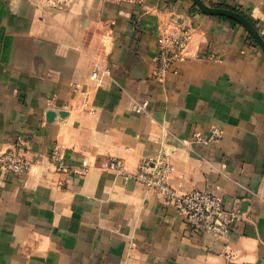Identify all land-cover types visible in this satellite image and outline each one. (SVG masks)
Returning a JSON list of instances; mask_svg holds the SVG:
<instances>
[{"label":"crops","instance_id":"obj_1","mask_svg":"<svg viewBox=\"0 0 264 264\" xmlns=\"http://www.w3.org/2000/svg\"><path fill=\"white\" fill-rule=\"evenodd\" d=\"M202 1L264 39V0ZM180 27L186 58L154 76L159 33ZM17 141L34 162L0 169V264H264V52L235 19L192 0H0V153ZM170 150L173 188L241 214L226 236L132 177Z\"/></svg>","mask_w":264,"mask_h":264},{"label":"built area","instance_id":"obj_2","mask_svg":"<svg viewBox=\"0 0 264 264\" xmlns=\"http://www.w3.org/2000/svg\"><path fill=\"white\" fill-rule=\"evenodd\" d=\"M44 2L47 5L60 6L66 0H44ZM188 35L183 27L165 28L159 33L156 40L154 76L163 77L178 62L186 58ZM95 74L94 71L93 75ZM146 105V101L137 102L134 104V109L136 112H142ZM217 135L218 132L213 130L207 138L196 133L194 137L199 142L208 143ZM173 153L174 150L161 151L152 157H144L139 169L132 174V177L147 189L159 193L164 203L173 206L190 229L226 236L241 214L236 210L225 208L222 199L212 191L192 189L182 193L173 188L168 182V176L174 170L170 161ZM49 159L56 170H65L63 159L56 150L50 152ZM33 162L34 160L23 150L21 141H17L12 147L0 153V169L8 173L26 172ZM83 165L86 166V163L83 162ZM107 168L122 171L123 162L118 158H112L108 161Z\"/></svg>","mask_w":264,"mask_h":264},{"label":"water","instance_id":"obj_3","mask_svg":"<svg viewBox=\"0 0 264 264\" xmlns=\"http://www.w3.org/2000/svg\"><path fill=\"white\" fill-rule=\"evenodd\" d=\"M192 2L202 12L208 14L227 16L243 24L250 32L251 36L253 37L257 45L264 52V39L261 37V35L256 30V28L244 15L231 8L222 7V6H210L204 3L202 0H192Z\"/></svg>","mask_w":264,"mask_h":264},{"label":"trees","instance_id":"obj_4","mask_svg":"<svg viewBox=\"0 0 264 264\" xmlns=\"http://www.w3.org/2000/svg\"><path fill=\"white\" fill-rule=\"evenodd\" d=\"M237 11H238V12H240V13H243V12H241V11H239V10H237ZM243 15L247 16V15H246V14H244V13H243Z\"/></svg>","mask_w":264,"mask_h":264}]
</instances>
